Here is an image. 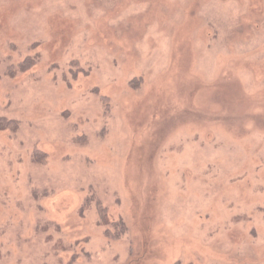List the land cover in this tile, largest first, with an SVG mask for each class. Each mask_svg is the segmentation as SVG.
Instances as JSON below:
<instances>
[{"label":"rangeland","instance_id":"1","mask_svg":"<svg viewBox=\"0 0 264 264\" xmlns=\"http://www.w3.org/2000/svg\"><path fill=\"white\" fill-rule=\"evenodd\" d=\"M0 264H264V0H0Z\"/></svg>","mask_w":264,"mask_h":264}]
</instances>
